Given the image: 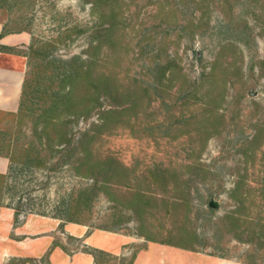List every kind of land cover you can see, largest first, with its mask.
Listing matches in <instances>:
<instances>
[{
  "label": "rangeland",
  "instance_id": "rangeland-1",
  "mask_svg": "<svg viewBox=\"0 0 264 264\" xmlns=\"http://www.w3.org/2000/svg\"><path fill=\"white\" fill-rule=\"evenodd\" d=\"M195 1H121L125 27L117 33L119 42L114 48L104 44L95 52L98 68L150 80L151 77L144 74L152 57L160 62L171 60L174 64L169 82L150 91L143 100L144 107L133 108L93 132L98 137L91 145L101 154H113L133 171L134 180L126 184L118 180L111 185L110 196L98 195L90 205L85 225L65 221L69 211L65 208L71 196L77 189L90 184L91 179L74 173L69 163L58 165L57 150L63 144H58L55 136L47 145L42 135L38 148L44 154H54V158L50 160L49 157L41 167L18 166L21 170L14 178L10 176L12 197L8 201L12 209L18 208L15 225L33 218L39 220L42 229L21 236L23 252L14 245L3 246L0 264H93L92 257L83 251L96 248L94 236L102 230L95 228L97 226L116 229L114 232L132 238L130 243L116 249L117 255L113 254L116 260L108 264L125 263L118 259L121 254L127 258L138 251L142 242L147 241L139 236L140 233L152 238L149 242L180 248L183 250L180 252L189 257L195 250L202 260L206 256L213 257L214 262L210 259V264L238 260L264 264V236H247L243 231L235 238L223 221L218 222L226 211L234 208L228 192L238 175H242L244 186L252 187L262 182L258 152L264 149V77L259 75L256 66L251 73L247 67L255 59H264V0H211L200 5ZM223 3L231 6L230 21L224 20L219 12ZM197 6L205 11L204 17L208 20V25L200 30L193 25L200 14L198 9L195 11ZM0 21L8 27L29 31L25 52L31 43H48L52 57L64 60L78 55L83 59L86 34H74L69 29L74 23L77 28L91 26L94 16L90 13V3L82 0H0ZM244 28H247L246 33H239ZM237 35L248 47L235 40ZM225 41H234L242 58L234 57L231 52L217 55L220 64H228L229 72L218 76L215 83L200 80V76L208 72L218 46ZM152 48L156 49L150 51ZM238 66L236 74L233 69ZM57 88L53 85V89ZM99 100L101 106L88 116L65 117L68 146H74L91 123L99 122V110L113 106L104 97ZM31 103L36 106L35 100ZM118 104L121 103L118 101ZM199 108L210 110L205 113L210 120L214 116L221 117L216 127L210 125L213 128L209 129L210 133L200 134L208 136L203 147L195 132L198 125L195 114L199 113ZM188 115L193 118L185 124L176 121ZM123 119L135 124V130L131 132L124 127L125 123L120 121ZM256 122L263 127L260 142L247 145V140L255 134ZM157 123L161 125L154 127ZM17 125L16 120L8 116L0 118L3 141ZM31 126L32 121L25 119L24 126H20L19 140L38 144V134L32 133ZM49 134L54 135L52 131ZM153 164L165 169L168 176L164 186L148 184L145 168ZM133 190L149 196L139 220L125 208ZM210 198L217 202L216 207L207 206ZM243 199V207L237 213L238 224L243 228L242 223L253 218L257 224L264 223V199L254 204L258 198L252 191H245ZM112 206L129 214L131 219L119 226L111 222ZM40 240L49 243L48 248L43 252L31 250ZM51 247L55 251L49 261L47 254ZM168 257L170 262L174 261L173 255ZM202 264L209 263L203 261Z\"/></svg>",
  "mask_w": 264,
  "mask_h": 264
},
{
  "label": "trees",
  "instance_id": "trees-1",
  "mask_svg": "<svg viewBox=\"0 0 264 264\" xmlns=\"http://www.w3.org/2000/svg\"><path fill=\"white\" fill-rule=\"evenodd\" d=\"M5 1V0H2ZM83 2L90 3V13L94 16V22L90 26L77 28L76 23L71 26L69 32L74 34H86L84 54L85 57L81 59L78 55H72L67 59H59L51 56V51L48 50V43L29 44L28 48L23 51L25 57V72L24 78L21 84L19 104L15 113L8 112L6 116L10 120H16V128L13 132H8L7 144H6V157L9 159V175L14 178V175L21 170L18 166L25 165L27 167H41L45 165V161L50 157V160L54 158V154H44L38 148L41 143V136L45 135L43 143L47 145L52 140V137L56 138L58 144H63L61 148L57 150L59 155L58 165L69 163L71 170L81 176H86L91 179V183L77 189L69 200V205L65 209L68 214L64 218L65 221L71 223H78L85 225L89 220L90 205L93 200L100 194L111 195L112 184L116 181H124L125 184L133 181V171H129L116 157L111 153H99L97 148L92 146L93 140L98 137V134H93L94 130L106 126V124L115 121L121 114L129 112L131 109L137 107H144L146 104L143 100L147 99L148 93L153 90H158L160 85L164 82H169L171 75L174 72V64L171 60H160L154 57L149 65L146 66V74L150 76V80H143L137 76L129 75L126 73H118L114 70L102 69L100 70L95 58V52L99 50L104 44L110 45L114 48V44L119 42L116 36L119 31H122L125 26L124 17L121 8L122 0H82ZM195 1V0H194ZM211 0H196L197 5ZM221 1V0H220ZM200 6L195 7L200 11L194 27L196 30H200L202 27L208 25L207 18L204 17L205 11ZM208 11L207 8H205ZM219 12L221 16L230 21L231 6L225 5L219 6ZM0 23H2L0 21ZM2 27L7 30L14 31H26L25 28L20 27H8L5 23H2ZM246 27V26H245ZM247 28L239 31V33H246ZM70 36V34H69ZM68 37V36H67ZM235 40L243 43L248 47V43L236 36ZM126 48V47H125ZM156 48H154L155 50ZM153 48L150 51H154ZM231 52L234 57L242 58V53L237 45L231 41H225L221 43L216 52L215 58L210 63L207 73L200 76V80H211L210 83H215V79L224 75L228 70L227 66L220 64L217 61V55ZM142 54V52H140ZM158 55V53H156ZM257 67L259 75L264 77V59H255V62H250L247 69L251 73L254 67ZM232 72V70H230ZM233 72L239 73V66L234 67ZM119 75V76H118ZM225 80L222 81L224 85ZM53 85H57V89H53ZM104 97L113 106L108 107L105 110L98 111L99 122L91 123L89 129H86L79 135L74 143V146L70 147L69 140L65 137V124L67 123L65 117L72 115L77 117L79 114L88 116L89 113L101 106L100 98ZM33 100L35 103H31ZM118 101L121 104H118ZM33 104V105H32ZM181 105V104H179ZM34 106V107H32ZM133 109V110H134ZM210 110H203L199 108V113L195 114V121L198 125L195 127V132L199 134L200 147H203L205 139L208 136H201L200 134L206 132L210 133V125H216L220 123L218 119L221 117L214 116L209 119V115L205 114ZM192 116H182L180 120L176 121L185 122L189 121ZM25 119L32 121V133L38 134V144H34L31 140L27 142H21L19 140V134L21 133L20 126H24ZM125 123L124 127H128L129 131L135 130V124H131L129 120H120ZM118 122V121H117ZM196 123V124H197ZM157 123L154 127L158 126ZM161 125V124H160ZM260 124L254 125L255 134L247 140L246 144H257L260 142L261 130L263 129ZM213 128L210 130L212 131ZM53 134H49V132ZM216 130H214L215 132ZM198 139V141H199ZM3 141V139H2ZM256 147L255 149H258ZM51 150V149H50ZM241 152L245 155L243 150ZM255 154V152H254ZM261 167L259 173H261L262 182H257L255 186H244L242 175H238L233 183V186L229 189L228 195L233 198L234 208L228 210L225 214L218 219V222L223 221L232 231L233 237L239 238V233L246 232L247 236L262 237L264 233V223L257 224L258 222L253 220H247L245 223L238 224V212L243 207V194L245 191H252L257 200L254 204L260 203L264 199V149L258 152ZM29 168V169H30ZM146 178L148 177V184L153 187L164 186L167 179V174L164 168L158 164H153L150 167H146ZM133 174V177H132ZM117 179V180H116ZM123 184V185H125ZM112 197V196H111ZM114 199V198H113ZM149 202V196L139 190H133L125 202V208L130 210L137 220L141 219L144 213L145 206ZM112 211L109 215L110 221L116 225H121L131 219L129 214H125L119 210L118 207L112 206ZM64 209V208H63ZM18 213V208H14V219ZM97 229L116 231L106 226H97ZM255 229H258L257 232ZM139 236L144 237L147 241H153L152 238L146 235ZM162 243V242H159ZM165 243V242H164ZM166 244V243H165ZM64 249L63 246H59ZM83 252L88 253L92 257L93 264H108L111 260H116V256L113 254L98 248L85 249ZM135 252L127 258L121 256L118 258L120 264H131ZM213 255V254H212ZM221 258H226L222 255H214ZM123 260V261H122ZM241 263L247 264L244 260H238ZM18 264H24L18 263ZM113 264V263H112Z\"/></svg>",
  "mask_w": 264,
  "mask_h": 264
},
{
  "label": "crops",
  "instance_id": "crops-1",
  "mask_svg": "<svg viewBox=\"0 0 264 264\" xmlns=\"http://www.w3.org/2000/svg\"><path fill=\"white\" fill-rule=\"evenodd\" d=\"M29 40V32L7 30L0 23V118L5 117L8 112L15 113L17 111L25 72V57L22 54ZM6 142L7 139L5 138L2 141V134H0V250H3V246L14 245L17 250L23 252L21 236L39 231L42 228L39 220L33 218H27V222L24 223L21 221V225H15L13 222L14 209L8 205V201L10 202L12 197V186L9 175L10 163L8 157H6ZM98 232L99 234L94 236L97 241L94 247L114 255H117V248L132 241V238L122 233L103 230H98ZM142 243L144 244H141L138 251L135 252L131 264H184L183 262L185 264H202L203 261H208L210 264L211 258H213L206 256L205 260H202L196 250L192 251L195 253H192L189 257L182 254L180 251L183 250L180 248L158 245L149 241H143ZM48 244L45 240L37 241L32 245L31 250L43 252L48 248ZM122 249L126 250L128 247H122ZM49 250L51 251L47 254V259L50 261L55 250L52 247ZM124 252L126 253V251ZM168 255H173L174 261L170 262ZM210 259L211 261H209ZM14 260L17 259L14 258ZM227 264L244 263L229 261Z\"/></svg>",
  "mask_w": 264,
  "mask_h": 264
},
{
  "label": "water",
  "instance_id": "water-1",
  "mask_svg": "<svg viewBox=\"0 0 264 264\" xmlns=\"http://www.w3.org/2000/svg\"><path fill=\"white\" fill-rule=\"evenodd\" d=\"M207 206L211 207V208L216 207L217 206V202L215 200H213V198H210L208 200V202H207Z\"/></svg>",
  "mask_w": 264,
  "mask_h": 264
}]
</instances>
